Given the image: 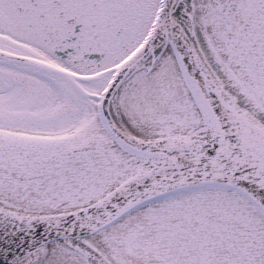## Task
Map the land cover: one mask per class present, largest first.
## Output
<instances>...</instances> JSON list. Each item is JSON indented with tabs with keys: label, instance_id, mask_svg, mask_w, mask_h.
<instances>
[{
	"label": "snow or ice",
	"instance_id": "snow-or-ice-1",
	"mask_svg": "<svg viewBox=\"0 0 264 264\" xmlns=\"http://www.w3.org/2000/svg\"><path fill=\"white\" fill-rule=\"evenodd\" d=\"M0 264H264V0H0Z\"/></svg>",
	"mask_w": 264,
	"mask_h": 264
}]
</instances>
